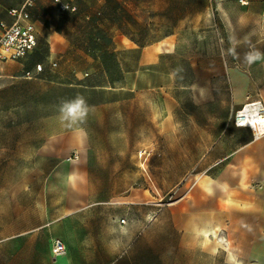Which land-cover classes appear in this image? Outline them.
I'll list each match as a JSON object with an SVG mask.
<instances>
[{
	"label": "rangeland",
	"instance_id": "obj_1",
	"mask_svg": "<svg viewBox=\"0 0 264 264\" xmlns=\"http://www.w3.org/2000/svg\"><path fill=\"white\" fill-rule=\"evenodd\" d=\"M74 2L60 13L40 0L37 52L0 62V235L14 207L36 214L41 232L84 207L86 237L101 243L84 248L94 264H264L235 245L226 206H214L204 174L195 181L188 127L173 128L174 115L187 124L203 113L192 102L209 95L214 115L231 114L226 72L203 71L222 54L246 67L245 54L259 51L251 68L264 77V0ZM36 63L46 70L24 78ZM76 96L90 111L68 127L59 107Z\"/></svg>",
	"mask_w": 264,
	"mask_h": 264
},
{
	"label": "crops",
	"instance_id": "obj_2",
	"mask_svg": "<svg viewBox=\"0 0 264 264\" xmlns=\"http://www.w3.org/2000/svg\"><path fill=\"white\" fill-rule=\"evenodd\" d=\"M65 1L76 6L74 0ZM20 4L21 0L17 6H10L9 9H7L9 6L2 8L0 5L2 8L0 11L2 13L6 11L0 23L12 24L13 19L9 15V10ZM55 7L57 8L56 5ZM32 21L38 30L39 21L33 16ZM38 32V47L21 61H27L37 52L41 37L39 30ZM223 55L220 63H206L203 71L211 72L215 77L217 70L221 71V76L226 72L228 90L233 96L227 107L231 114L227 118L214 115L211 95L205 97L203 101L196 99L192 105L196 108L204 106L205 111L199 114L189 112L187 124L184 122L182 124L180 117L177 119V115H174V135L180 133L182 127H188V141L196 146L193 161L190 163L195 169V181L199 176L198 172L209 179L207 186L210 185L213 190L214 206H226L227 214L231 216L227 225L235 232V245L252 248V252L259 255L254 261L259 263L264 262V135L255 139L250 129L237 128L232 116L245 104L247 97L251 99L261 97L264 101V77H256L251 65L241 67L237 62L227 61ZM49 61L52 62L51 58ZM38 66H43L44 71L46 70L44 64L36 63L32 70H24L22 74L36 73ZM83 161L82 157L80 162ZM198 168L200 171H197ZM87 210L84 207L67 209L54 222L44 226V232H41L43 228H38L36 214L32 216L30 212L26 214L29 211L26 208H12L5 226L8 233L0 235V264H94L92 258L85 259L84 248L101 243L94 242L91 235L86 237V220L82 217L86 215ZM22 213L28 215L23 222ZM213 234L217 236V233ZM211 236L212 234L206 232L207 241H211ZM43 238L46 252L41 253L37 247ZM55 239H60L65 244L66 256L58 259L53 257L52 243Z\"/></svg>",
	"mask_w": 264,
	"mask_h": 264
},
{
	"label": "built area",
	"instance_id": "obj_3",
	"mask_svg": "<svg viewBox=\"0 0 264 264\" xmlns=\"http://www.w3.org/2000/svg\"><path fill=\"white\" fill-rule=\"evenodd\" d=\"M61 13L75 12L76 6L65 0H53ZM38 0H21L18 7L11 8L9 15L12 24L0 23V62L21 61L26 59L38 47L39 32L32 21L31 11ZM56 66V64H54ZM44 71L38 66L36 73L25 72L24 78L34 79ZM237 128L250 129L255 139L264 135V101L263 98L247 97L245 104L232 116ZM143 155V153H142ZM67 249L60 239L52 243V255L55 259L66 256Z\"/></svg>",
	"mask_w": 264,
	"mask_h": 264
},
{
	"label": "clouds",
	"instance_id": "obj_4",
	"mask_svg": "<svg viewBox=\"0 0 264 264\" xmlns=\"http://www.w3.org/2000/svg\"><path fill=\"white\" fill-rule=\"evenodd\" d=\"M233 39V44H235ZM234 52V49L231 50ZM262 58V54L259 51H249L245 54L244 60L247 64L251 65L253 62ZM90 111L86 99L83 96H76L72 100L63 101L59 107L60 119L65 122L68 127H73L82 124ZM83 131V129H78Z\"/></svg>",
	"mask_w": 264,
	"mask_h": 264
},
{
	"label": "bare ground",
	"instance_id": "obj_5",
	"mask_svg": "<svg viewBox=\"0 0 264 264\" xmlns=\"http://www.w3.org/2000/svg\"><path fill=\"white\" fill-rule=\"evenodd\" d=\"M212 235H214V234H212Z\"/></svg>",
	"mask_w": 264,
	"mask_h": 264
}]
</instances>
